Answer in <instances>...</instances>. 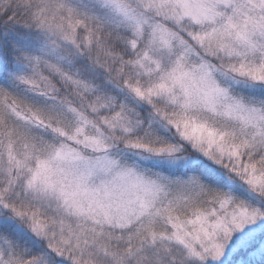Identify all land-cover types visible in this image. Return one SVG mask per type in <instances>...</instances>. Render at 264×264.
Returning a JSON list of instances; mask_svg holds the SVG:
<instances>
[{"label": "snow or ice", "instance_id": "obj_1", "mask_svg": "<svg viewBox=\"0 0 264 264\" xmlns=\"http://www.w3.org/2000/svg\"><path fill=\"white\" fill-rule=\"evenodd\" d=\"M0 264H264V0H0Z\"/></svg>", "mask_w": 264, "mask_h": 264}]
</instances>
